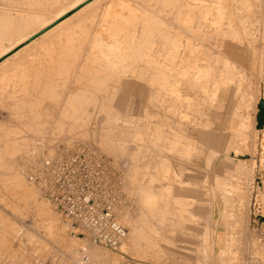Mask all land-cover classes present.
I'll list each match as a JSON object with an SVG mask.
<instances>
[{"label":"rangeland","instance_id":"1","mask_svg":"<svg viewBox=\"0 0 264 264\" xmlns=\"http://www.w3.org/2000/svg\"><path fill=\"white\" fill-rule=\"evenodd\" d=\"M78 1L0 0V53L21 42L0 58V264H264V0H85L56 19ZM74 144L126 194L118 251L29 179Z\"/></svg>","mask_w":264,"mask_h":264},{"label":"built area","instance_id":"2","mask_svg":"<svg viewBox=\"0 0 264 264\" xmlns=\"http://www.w3.org/2000/svg\"><path fill=\"white\" fill-rule=\"evenodd\" d=\"M39 165L29 179L43 198L93 243L118 251L127 230L118 223L116 215L128 200L121 182L98 151L82 144L61 146Z\"/></svg>","mask_w":264,"mask_h":264},{"label":"bare ground","instance_id":"3","mask_svg":"<svg viewBox=\"0 0 264 264\" xmlns=\"http://www.w3.org/2000/svg\"><path fill=\"white\" fill-rule=\"evenodd\" d=\"M83 1H85V0H80V1H78V2H76L75 4H73L68 10H66V11H63L61 14H59L58 15V17L56 18V19H58V18H60V17H62L64 14H66V13H68V12H70L71 10H73L74 8H76L78 5H80ZM94 2V1H93ZM92 2V3H93ZM91 4V3H90ZM89 4V5H90ZM88 5V6H89ZM166 5V4H165ZM91 6V5H90ZM85 9V8H84ZM83 10V9H82ZM81 12V11H80ZM146 12V11H145ZM241 15V14H240ZM73 16V15H72ZM153 16V15H152ZM30 21L32 20V19H29ZM55 20V19H54ZM232 21V20H231ZM63 22V21H62ZM62 22H61V24H62ZM60 24V25H61ZM59 25V24H58ZM46 26H47V24H46ZM57 26V25H56ZM43 27H45V26H43ZM169 28V27H168ZM56 29V28H55ZM26 30V29H25ZM50 30H53V29H50ZM133 31V30H132ZM140 31H142V30H140ZM49 32V31H48ZM174 33V32H173ZM48 34V33H47ZM70 35V34H69ZM68 35V36H69ZM174 35V34H173ZM45 36H46V34H45ZM181 37V36H180ZM39 38H41V37H39ZM150 40V39H149ZM158 40V39H157ZM142 41V40H141ZM146 41V40H145ZM23 42V41H22ZM164 42V41H163ZM21 43V42H20ZM20 43H18V44H20ZM17 44V45H18ZM17 45H15L14 47H16ZM30 45V44H29ZM27 46V45H26ZM101 46V45H100ZM164 46V45H163ZM14 47H10V48H7V49H5V50H3L1 53H0V58L1 57H3L4 55H6L10 50H12ZM117 47V46H116ZM26 49H27V47H26ZM23 50V49H22ZM145 50V49H144ZM140 51V50H139ZM155 53V52H154ZM14 56H15V54H13ZM135 56H137V55H135ZM149 57V56H148ZM164 57V56H163ZM150 58V57H149ZM179 58V57H178ZM8 59V58H7ZM134 59V58H133ZM137 59V58H136ZM5 60V59H4ZM142 60V59H141ZM179 60V59H178ZM139 61V60H138ZM1 62H3V61H1ZM136 62V61H135ZM149 62V61H148ZM141 63H143V62H141ZM147 63V62H146ZM165 63V62H164ZM185 63V62H184ZM3 64V63H2ZM133 64H136V63H133ZM132 64V65H133ZM157 64V63H156ZM160 64H162V63H160ZM141 65H144V63L143 64H141ZM140 66V65H139ZM160 65H158V67H159ZM132 67V66H131ZM199 68V67H198ZM132 69H133V67H132ZM135 69V68H134ZM138 69V68H137ZM152 69V68H151ZM123 71V70H122ZM121 72V71H120ZM166 72V71H165ZM211 75V74H210ZM114 78V77H113ZM152 81H154V80H152ZM173 81V80H172ZM214 94V93H213ZM59 125V124H58ZM44 154L42 153V152H39V156L37 157V160H39L42 156H43ZM54 156V155H53ZM50 157V156H49ZM45 159V158H44ZM43 160V158H41L40 160H39V162L41 163V161ZM37 190H38V188H37ZM39 191V190H38ZM127 238H128V235H127V237H126V239H125V241L123 242V244H122V246L120 247V249L124 246V244H125V242L127 241ZM64 253H66V254H69V252L67 251H65ZM95 256V255H94ZM40 262L41 261H46V262H52L51 260H39ZM19 261H17V259L16 258H14L13 259V261L12 262H10V263H8V264H17ZM37 262V261H36ZM34 263V262H33ZM33 263H29L28 262V264H33Z\"/></svg>","mask_w":264,"mask_h":264}]
</instances>
